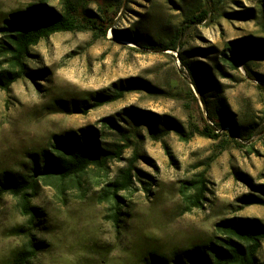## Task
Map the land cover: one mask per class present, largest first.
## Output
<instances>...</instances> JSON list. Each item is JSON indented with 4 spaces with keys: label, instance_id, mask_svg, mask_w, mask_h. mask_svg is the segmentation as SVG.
I'll list each match as a JSON object with an SVG mask.
<instances>
[{
    "label": "rangeland",
    "instance_id": "rangeland-1",
    "mask_svg": "<svg viewBox=\"0 0 264 264\" xmlns=\"http://www.w3.org/2000/svg\"><path fill=\"white\" fill-rule=\"evenodd\" d=\"M116 1L120 7L111 10L113 30L105 36L86 30L42 40L28 61L34 77L18 81L9 92L0 90V178L6 172L27 173L34 156L47 150L54 136L90 127L101 130L106 118L125 128L136 125L141 133L106 171L89 170L81 190L71 188L61 196L41 185L33 205L42 216L33 234L44 248L31 264H149L151 255L171 262L215 241L216 224L224 219L264 223V206L245 203L250 194L264 197V60L254 57L250 62L260 79L247 75L240 57L237 70L220 62L229 42L264 38V0ZM42 4L45 10L63 12L61 0H0V29L13 13ZM236 13L251 18L230 19ZM183 58L201 68L194 73L208 92L216 119L223 123L221 111L226 110L234 126L210 121ZM211 76L212 88L202 81ZM127 81L150 88L89 107L99 94ZM141 113L177 122L185 134L169 127L166 136L153 140L150 125L133 117ZM206 124L215 128L218 139L199 134ZM251 128H257L255 135L240 139ZM105 132L101 140L119 141ZM134 155V173L141 181L135 179L131 190L120 194L125 200L117 227L108 218L104 190ZM200 179L206 190L202 207L195 208L187 198L194 191L182 187ZM27 226L14 199L4 197L0 264H11ZM259 257L264 260V244Z\"/></svg>",
    "mask_w": 264,
    "mask_h": 264
},
{
    "label": "trees",
    "instance_id": "trees-1",
    "mask_svg": "<svg viewBox=\"0 0 264 264\" xmlns=\"http://www.w3.org/2000/svg\"><path fill=\"white\" fill-rule=\"evenodd\" d=\"M63 12L58 13L54 9L45 10L44 4L40 7H29L22 12L13 13L12 19L7 20L0 29V90L9 92L14 84L26 77H34L36 73L29 68L28 61L31 57L32 48L37 46L42 40L48 39L52 35L65 32H76L90 30L95 35L105 36L114 27V16L111 15L112 7L117 6L116 0H61ZM96 6V9L93 8ZM120 7V6H119ZM117 6V9L119 8ZM230 19L251 18L247 13H236ZM117 33V32H116ZM181 32L178 33L180 37ZM177 38V36H176ZM170 48V47H168ZM174 48V47H173ZM171 50V49H165ZM240 62L247 75L251 78H258L250 68L252 58L256 57L264 60V38L254 36L231 41L227 44L222 53L220 62L228 65L234 70L238 69L237 60ZM186 66L193 78L196 90L201 100L210 114V121L218 127L234 126L230 119L226 117L227 111L223 114V123L216 119L211 111L213 105L207 98L208 92L204 90L201 80L195 75L193 64L185 61ZM212 88L214 77L202 79ZM150 88L146 83L141 82H121L115 90L110 93H101L95 97L91 108H96L117 102L134 90ZM206 92V93H205ZM84 114L88 112L85 109ZM139 124H149V133L153 140H160L169 133V127H173L183 135L182 126L174 121H158L151 118L146 113L133 115ZM102 129L93 128L82 129L78 132H67L64 135L54 136L49 143L48 149L34 156L30 163V170L27 173H4L0 178V201L10 196L17 204L19 213L27 221L25 240L17 249L11 259V264H31L43 250V242L36 239L33 232L36 230L37 221L42 216L40 208L33 205L41 185L54 188L58 194L65 196L68 190L83 188L84 176L89 170L104 172L108 169V164L120 160L131 144L137 143L141 137L139 128L131 125L130 128L121 127L112 118L102 120ZM161 125V127L159 126ZM143 126V125H141ZM109 130L117 138L114 142L101 140ZM257 131L251 128L246 137L240 134V139H250ZM201 136L216 140L220 137L215 133V128L209 124L199 131ZM236 144H241L236 141ZM136 155L129 161V166L120 172L118 178L108 185L104 190V195L110 203L109 220L115 226H120L122 222L124 200L120 196L123 192H128L134 186V180L138 175L136 170ZM139 181L140 178H138ZM183 186L184 190H193L194 194L187 197L190 205L201 208L205 194V182L200 179L195 182L188 181ZM264 190V188H262ZM245 203L251 205H263L264 197L250 194ZM190 211L192 208L189 209ZM218 236L213 242L202 246H195L177 255L174 260L167 261L163 258L151 255L149 264H264L260 259L262 245L264 244V223L257 219H224L216 224Z\"/></svg>",
    "mask_w": 264,
    "mask_h": 264
}]
</instances>
